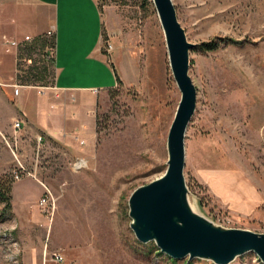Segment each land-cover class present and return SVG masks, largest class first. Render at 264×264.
<instances>
[{"label": "rangeland", "instance_id": "rangeland-1", "mask_svg": "<svg viewBox=\"0 0 264 264\" xmlns=\"http://www.w3.org/2000/svg\"><path fill=\"white\" fill-rule=\"evenodd\" d=\"M140 2L97 0L103 16L101 52L108 63H96L85 58L87 51H79L64 73L75 72L79 83L101 89L92 147L73 152L43 136L40 144L33 136L20 147V130L0 132V177L13 183L24 178L19 198L35 204L16 210L12 205L8 212L0 202V264H214L197 258L171 259L153 241L139 242L129 226L130 194L166 169L167 134L180 100L154 6L147 0L142 10ZM172 2L188 41L196 44L189 52L188 71L196 88V107L185 133L183 170L195 209L217 225L264 233V200L256 217L231 215L194 175L196 169L231 167L264 196V0ZM109 8L127 24L134 15L140 17L137 25L147 19L145 64L138 73L133 71L123 50L124 76L119 82L111 57L108 27L115 22L107 16ZM47 31L53 46L47 43L23 55L17 70L22 74L29 67H46V78L36 85L41 90L40 86L54 85V70L61 64H55L56 37ZM218 37L236 43L211 51L200 46ZM22 42L14 46L16 55ZM62 53L58 49L57 61ZM80 159L85 166L75 170ZM21 167L32 176L15 179L13 173ZM36 182L51 193L44 206L38 204L45 193L37 198ZM56 255L63 261H56ZM229 264L262 263L255 254L245 253Z\"/></svg>", "mask_w": 264, "mask_h": 264}, {"label": "crops", "instance_id": "crops-1", "mask_svg": "<svg viewBox=\"0 0 264 264\" xmlns=\"http://www.w3.org/2000/svg\"><path fill=\"white\" fill-rule=\"evenodd\" d=\"M107 16L115 22L113 27H108L113 43L111 57L120 79H123V50H127L133 71L138 73L139 67L145 64L146 59L143 61L142 55L147 49V19L137 25L140 17L134 18V15L127 24L113 8H109ZM102 18L97 0H0V81L4 84L0 87L1 133L3 130L11 132L13 122L20 120L22 126L19 133L23 137L18 142L20 147L26 146L27 139L40 135L73 152L82 146L85 149L92 147L96 139V110L101 89L94 84L79 83L75 72L70 75L64 73L66 67L72 66L79 51H87L85 58L91 57L96 63H108L101 52ZM47 30H51L56 37L55 64L61 63L57 71L54 70V85L40 86V90L36 85L18 84L16 51L7 42L22 41L25 36L33 38ZM58 49L65 52L60 56V61H57ZM5 53H9L8 56ZM12 84L20 86L17 95L13 93ZM115 87L116 84L109 88ZM229 169L232 172L220 168L196 169L194 175L218 206L229 214L258 216L264 196L258 193L250 179L238 176L231 167ZM23 179L12 185L13 210L35 205L19 198L20 192H24L19 188ZM41 185L37 187V198L44 191V184ZM22 202L24 206L15 207Z\"/></svg>", "mask_w": 264, "mask_h": 264}, {"label": "water", "instance_id": "water-1", "mask_svg": "<svg viewBox=\"0 0 264 264\" xmlns=\"http://www.w3.org/2000/svg\"><path fill=\"white\" fill-rule=\"evenodd\" d=\"M151 2L180 100L167 134L166 169L130 194L129 226L139 242L153 241L161 253L174 260L197 258L229 264L240 255L253 253L264 264V233L217 225L195 209L183 170L185 133L196 107V88L188 72L189 52L196 44L188 41L172 0Z\"/></svg>", "mask_w": 264, "mask_h": 264}, {"label": "trees", "instance_id": "trees-1", "mask_svg": "<svg viewBox=\"0 0 264 264\" xmlns=\"http://www.w3.org/2000/svg\"><path fill=\"white\" fill-rule=\"evenodd\" d=\"M147 0H141L140 7H145V2ZM122 3H125L122 2ZM47 43H51L53 46V38L51 41H49L46 38L45 34H40L35 37H33L30 41H23L21 45L18 46L19 52H17L16 58V69L19 70V60L23 57V55H30L35 49H43L45 46H47ZM236 43L235 41L229 39V38H220L218 37L215 40H211L208 42H202L200 46L208 51L217 49L221 44H232ZM111 66H113L112 62H109ZM46 71L47 68H38V67H29L27 69H24V72L22 74H19L16 72V81L18 84H30V85H39V83H42L43 80L46 78ZM114 75L116 82H119V76L116 74L115 70ZM96 125H97V116H96ZM12 183L13 180L11 178L4 179L3 176L0 177V202L4 204V210L10 212L12 209L11 204V191H12Z\"/></svg>", "mask_w": 264, "mask_h": 264}, {"label": "built area", "instance_id": "built-area-1", "mask_svg": "<svg viewBox=\"0 0 264 264\" xmlns=\"http://www.w3.org/2000/svg\"><path fill=\"white\" fill-rule=\"evenodd\" d=\"M47 33H50V32H48L47 31ZM45 34V33H44ZM46 35V34H45ZM53 35V34H52ZM32 38L31 37H29V36H25L24 38H23V41H30ZM18 42H16V41H10V42H7V44L9 45V46H15L16 44H17ZM110 47H111V45H110ZM25 57H22L21 59L23 60ZM20 59V60H21ZM30 61V60H29ZM0 85H4V84H2V83H0ZM12 87H13V93H14V95H17L18 94V92H19V85L18 84H12ZM41 90V89H40ZM21 126H22V123L20 122V120H15L14 122H13V124H12V127H13V129H14V131H17V130H19L20 128H21ZM42 136L40 135V136H37V138H36V140H37V142H38V144H40L41 143V141H42ZM85 166V164H84V162L80 159V160H78L75 164H74V167H75V170L76 169H81L82 167H84ZM22 175H30V176H32V173H31V171H27L25 168H23V167H21V171H14V173H13V177L15 178V179H19ZM44 186V195L40 198V200H39V202H38V204L40 205V206H44V205H46V202H47V200L50 198V196H51V193H50V191H49V189L45 186V185H43ZM55 258H56V261H58V262H60V261H63V258H62V256H60V255H56L55 256Z\"/></svg>", "mask_w": 264, "mask_h": 264}]
</instances>
